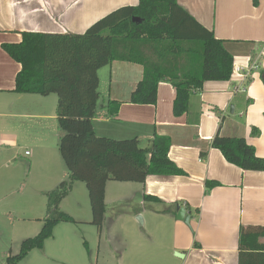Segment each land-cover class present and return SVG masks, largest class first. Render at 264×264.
<instances>
[{"label": "crops", "instance_id": "obj_1", "mask_svg": "<svg viewBox=\"0 0 264 264\" xmlns=\"http://www.w3.org/2000/svg\"><path fill=\"white\" fill-rule=\"evenodd\" d=\"M138 2L0 0V160L10 147L21 148L29 125L30 138L38 140V128L42 133L45 120L52 116L57 121L55 105V116L50 113V93L43 96L13 91L21 65L2 44L19 42L23 31L82 33L114 9ZM177 3L216 38L225 41L233 65L239 67L238 74H231L225 81H205L202 89L191 96L188 112L175 115L176 90L167 82L159 83L154 104L131 103L130 95L143 77V68L137 63L114 60L98 70L100 87L101 73L108 67L105 96L99 91L102 102L119 101V110L115 118H108L105 109H100L92 124L99 136L134 138L141 147L149 146L154 134L168 136V156L186 174L145 175L112 152L97 159L80 156L76 172L92 186L97 185L105 207L139 199L141 212L135 214L142 218L145 233L151 236L150 247L158 250V257L148 264H238L240 226H264V171H247L227 162L211 141L217 133L243 137L258 156L264 157V0ZM62 135L57 133V148ZM26 152L24 155H31ZM13 165L18 166L17 162ZM1 166L0 190L4 184ZM210 181L217 184L209 186ZM144 195L160 201L145 200ZM174 202L185 207L190 226L176 218V208L175 213L168 211ZM140 249L139 245L135 249V263L122 264H143L138 259Z\"/></svg>", "mask_w": 264, "mask_h": 264}, {"label": "trees", "instance_id": "obj_2", "mask_svg": "<svg viewBox=\"0 0 264 264\" xmlns=\"http://www.w3.org/2000/svg\"><path fill=\"white\" fill-rule=\"evenodd\" d=\"M133 17L140 21H133ZM2 48L21 65L14 92L46 96L58 91L55 112L63 131L58 151L67 171L65 179L45 192V213L38 233L23 239L19 251L9 253L4 264H19L31 250L42 249L58 222L75 221L59 205L75 181L83 180L76 172L80 156L97 159L112 152L145 175L186 174L168 156V136L154 134L149 146L141 147L134 138L115 139L95 133L92 121L97 112L105 109L106 117L115 118L120 107L116 100L100 101L99 69L114 60L140 64L143 77L129 101L154 104L159 83L167 82L176 90L173 112L181 115L188 112L191 96L202 89L205 81L229 80L234 62L225 41L216 38L177 0H139L137 5L118 7L82 33L23 31L19 42L3 43ZM211 146L243 170L264 171V157L258 156L243 137L217 133ZM144 199L160 201L151 195H144ZM177 205L172 203L168 211L175 213ZM99 206L104 209L102 204ZM238 264H264V226H240Z\"/></svg>", "mask_w": 264, "mask_h": 264}, {"label": "rangeland", "instance_id": "obj_3", "mask_svg": "<svg viewBox=\"0 0 264 264\" xmlns=\"http://www.w3.org/2000/svg\"><path fill=\"white\" fill-rule=\"evenodd\" d=\"M103 70L99 90L104 97L108 67ZM48 99L52 100L50 113L55 116L53 109L58 94L51 92ZM57 126L55 117L51 116L45 120L42 133L38 128L41 137L33 140L29 136L32 130L29 125L28 135H23L21 148L10 147L0 160L4 176L0 190V264L5 263L9 253L16 254L19 251L23 239L38 233L45 213V192L67 177L57 148V133L63 134V131ZM25 150L31 155H24ZM14 162H17V167L13 165ZM138 202L139 199L132 198L128 202L101 209L97 185L90 186L86 179L75 182L59 205L75 221L55 224L43 248L31 250L19 264L135 263L133 259H136L135 249L138 245L141 247L138 253L140 263L148 264L158 257V250L154 251L150 247L153 246L151 236L145 233L144 223L135 214L136 211L141 212Z\"/></svg>", "mask_w": 264, "mask_h": 264}, {"label": "water", "instance_id": "obj_4", "mask_svg": "<svg viewBox=\"0 0 264 264\" xmlns=\"http://www.w3.org/2000/svg\"><path fill=\"white\" fill-rule=\"evenodd\" d=\"M133 21L139 22L140 19L138 17H133ZM233 110V107L231 106V111ZM138 220L142 223V218L140 216L137 217ZM176 218L180 221H183L185 224L190 226L189 224V214L187 213L186 209L184 206H180L179 204L176 206Z\"/></svg>", "mask_w": 264, "mask_h": 264}, {"label": "built area", "instance_id": "obj_5", "mask_svg": "<svg viewBox=\"0 0 264 264\" xmlns=\"http://www.w3.org/2000/svg\"><path fill=\"white\" fill-rule=\"evenodd\" d=\"M255 62L252 64V68L255 67ZM238 71H239V67L238 65L234 64L233 67H232V74H238ZM26 154H28V152H26Z\"/></svg>", "mask_w": 264, "mask_h": 264}]
</instances>
